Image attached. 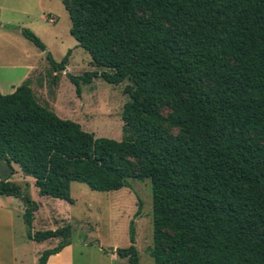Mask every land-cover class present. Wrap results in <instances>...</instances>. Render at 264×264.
Segmentation results:
<instances>
[{"label":"trees","instance_id":"trees-1","mask_svg":"<svg viewBox=\"0 0 264 264\" xmlns=\"http://www.w3.org/2000/svg\"><path fill=\"white\" fill-rule=\"evenodd\" d=\"M62 3L70 34L100 69L66 72L77 95L95 77L131 84L120 140L59 117L28 80L0 91V194L25 205L29 239L59 238L37 264L71 243V225L32 232L38 203L9 180L12 164L40 195L68 202L72 182L112 191L149 179L154 264H264V0ZM70 53L46 58L64 70ZM129 239L112 251L140 264L133 221Z\"/></svg>","mask_w":264,"mask_h":264},{"label":"rangeland","instance_id":"rangeland-1","mask_svg":"<svg viewBox=\"0 0 264 264\" xmlns=\"http://www.w3.org/2000/svg\"><path fill=\"white\" fill-rule=\"evenodd\" d=\"M70 24L62 0H0L1 93H11L12 87L28 80L38 101L59 117L79 123L96 137L120 140L122 108L129 100L124 88L131 84V80L125 78L113 85L95 77L91 82L81 84L78 96L66 72L78 76L100 69L90 64L89 53L70 34ZM21 28L36 34L46 49L41 50L26 39L20 32ZM69 50L71 53L65 69L53 70L46 58L47 52L60 62ZM16 180H19L17 176L13 182ZM22 191L31 196L29 191ZM70 195L72 200L68 202L40 195L36 190L31 198L38 203V208L41 205L37 225L45 222V230L71 225L74 264H127V259L113 253L112 248L130 244V221L134 224L140 264H154L151 256L153 227L149 179L130 178L128 187L112 191H95L84 183L72 182ZM138 206L140 211L136 214ZM23 213L20 225L15 224L16 241H20L28 230ZM0 230V234L5 232L1 225ZM0 243L3 260L8 263L5 236ZM25 264H37L33 254L27 256Z\"/></svg>","mask_w":264,"mask_h":264},{"label":"crops","instance_id":"crops-1","mask_svg":"<svg viewBox=\"0 0 264 264\" xmlns=\"http://www.w3.org/2000/svg\"><path fill=\"white\" fill-rule=\"evenodd\" d=\"M13 90L14 87H12L11 92ZM12 165L16 172L11 175L9 180L13 182V178L17 176L19 180L14 181V183L19 185L22 190L29 191L31 197L33 198L36 194V190L38 191V188L34 185V178L24 175L22 172H20L21 170L18 165ZM40 209L41 205H39V208L34 212L31 228L32 232L37 230H45V222H39L37 225V215ZM24 210L25 206L19 198L11 195L0 194V225L5 231H2L0 235L2 239L5 236L8 241L6 246L8 249L7 254L9 255V262L6 263L3 260L2 243H0V264H25V260L29 254H33V259L36 262L38 261V258L43 250L53 248L56 243H58L57 238H49L43 241H34L28 238L27 233L24 234L20 241H16L14 238L15 224L18 223L20 225V217ZM73 260V245L71 241L69 245L63 247L59 252L50 255L46 261V264H74Z\"/></svg>","mask_w":264,"mask_h":264}]
</instances>
